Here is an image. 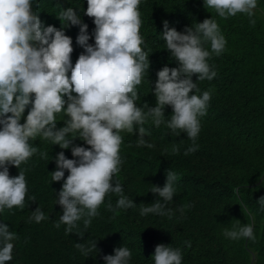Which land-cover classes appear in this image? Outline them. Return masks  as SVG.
<instances>
[{
    "label": "clouds",
    "instance_id": "9594fccd",
    "mask_svg": "<svg viewBox=\"0 0 264 264\" xmlns=\"http://www.w3.org/2000/svg\"><path fill=\"white\" fill-rule=\"evenodd\" d=\"M33 1L40 9L41 0H0V264L23 255L20 235L2 224L12 215L39 233L31 239L41 253L29 264L46 263L51 247L71 254L64 264H182L168 239L187 214L178 193L190 178L178 189L176 172L147 171L176 139L173 154L189 140L184 154L198 150L211 92L190 95L199 91L192 77L217 75L208 60L227 44L217 21L155 16L149 0H87L95 25L88 43V25L72 7H61L57 29L45 26ZM204 6L256 23L257 0ZM70 25L80 26L79 52ZM193 192L208 196L213 187L199 178ZM257 203L264 208V196ZM115 218L136 229L112 225ZM111 230L123 232L110 239ZM223 234L256 240L254 226L238 220Z\"/></svg>",
    "mask_w": 264,
    "mask_h": 264
},
{
    "label": "trees",
    "instance_id": "16d2710c",
    "mask_svg": "<svg viewBox=\"0 0 264 264\" xmlns=\"http://www.w3.org/2000/svg\"><path fill=\"white\" fill-rule=\"evenodd\" d=\"M41 3L40 9L46 12L34 1L33 11L45 26L60 29L62 25L57 17L61 7H72L88 25V43L94 40L95 25L93 18L86 15L87 0H59L58 3L41 0ZM147 7L155 16L182 12L193 26L212 17L227 41L225 50L208 60L216 77L210 81H198L196 75L192 77L199 91L190 95L211 92L207 114L200 118L201 130L195 141L198 150L184 154L193 145L189 140L179 148L178 154H173V145H178L176 139L147 171L150 177H156L157 173L162 176L167 170L176 172L175 187L178 189L190 178L178 193L181 204L188 205L185 207L187 214L179 224L181 229L168 239L169 245L181 250L182 264H264V208L257 203L264 196V0H257L255 15L251 18L256 21L254 26L245 14L220 18L213 9L204 6V0H149ZM66 30L72 38L73 51H81L83 47L76 42L80 26L70 25ZM204 46L210 49V44ZM37 168H40L39 163ZM199 178L212 185L210 195L193 192V185ZM35 179L33 173L31 183ZM37 193L40 194L39 189ZM4 220L2 224L20 235L17 251L23 255L17 264H29L31 256L41 253L33 252L31 239V235L39 238L38 231L19 215ZM236 220L242 225L254 226V242L224 236V230L232 228ZM111 224L136 229V223L122 218L113 219ZM121 232L123 230H111L108 237L115 238ZM51 248L47 262L42 264H64L71 259L68 251L56 252Z\"/></svg>",
    "mask_w": 264,
    "mask_h": 264
}]
</instances>
